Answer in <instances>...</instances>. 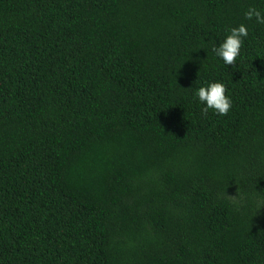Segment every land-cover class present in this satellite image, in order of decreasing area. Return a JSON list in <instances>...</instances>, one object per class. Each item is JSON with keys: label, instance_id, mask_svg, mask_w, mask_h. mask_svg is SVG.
I'll return each mask as SVG.
<instances>
[{"label": "trees", "instance_id": "trees-1", "mask_svg": "<svg viewBox=\"0 0 264 264\" xmlns=\"http://www.w3.org/2000/svg\"><path fill=\"white\" fill-rule=\"evenodd\" d=\"M249 6L264 15V0H0V264H264ZM241 23L226 65L213 47ZM214 81L226 115L195 94Z\"/></svg>", "mask_w": 264, "mask_h": 264}, {"label": "clouds", "instance_id": "clouds-1", "mask_svg": "<svg viewBox=\"0 0 264 264\" xmlns=\"http://www.w3.org/2000/svg\"><path fill=\"white\" fill-rule=\"evenodd\" d=\"M244 16L247 20L255 18L257 23L264 24V15L254 6H249ZM247 35L248 28L243 23L239 26L230 28L229 33L223 41L218 46L213 47L214 53L220 57L226 65H234L236 58L240 54L244 42L243 38L247 37ZM226 91L225 85L216 81L207 83L206 86H200L195 94L199 98V101L206 105L202 111L206 114L208 109H212L219 115H226L232 106V101L226 95Z\"/></svg>", "mask_w": 264, "mask_h": 264}]
</instances>
